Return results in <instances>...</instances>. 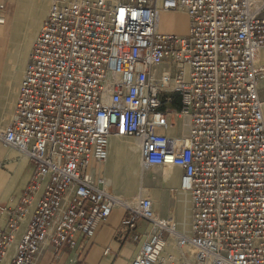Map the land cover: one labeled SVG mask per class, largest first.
<instances>
[{
    "label": "built area",
    "instance_id": "obj_1",
    "mask_svg": "<svg viewBox=\"0 0 264 264\" xmlns=\"http://www.w3.org/2000/svg\"><path fill=\"white\" fill-rule=\"evenodd\" d=\"M5 11L0 0V26ZM175 11L187 15L185 35L159 29ZM260 50L264 0H52L0 128V144L33 164L7 211L0 262L29 212L9 264H36L44 243L80 255L121 202L95 165L111 137H131L141 167L180 169L191 219L180 231L139 191L121 223L148 226L130 264H264ZM176 99L184 137L169 135L176 125L165 102Z\"/></svg>",
    "mask_w": 264,
    "mask_h": 264
},
{
    "label": "crops",
    "instance_id": "obj_2",
    "mask_svg": "<svg viewBox=\"0 0 264 264\" xmlns=\"http://www.w3.org/2000/svg\"><path fill=\"white\" fill-rule=\"evenodd\" d=\"M179 17L182 19L183 24L180 28L178 27V33L180 35H185L188 30V18L186 13L183 11L162 14L160 17V23L162 24V19H175ZM18 35L19 33L12 32L10 48L8 49L11 57L14 58L21 56V54H16V52H21L19 49V44L16 43ZM27 51L28 49L23 50V52ZM4 67L6 68H3L2 71L0 70V96L2 95V98L5 100L7 89L10 83V70L8 69H10L11 66ZM1 72L2 76L4 75V80L2 81ZM15 88L16 89L11 92V99L13 102L16 98L18 86ZM10 121L11 118L9 122ZM186 128L188 129V120H186ZM169 135L179 136L180 134L170 132ZM186 135L187 130L185 135L181 134L180 136L184 137ZM111 138L112 140L108 147V161L115 160L113 155L115 152L117 154L120 153L118 141L113 139L115 137ZM134 169L135 167H133L131 170L132 176L135 175ZM140 169L142 170V168ZM176 172V178L178 181L175 184V188L177 189L176 186L179 183L181 171L178 170ZM32 174L33 164L26 155L20 153L16 149L4 147L2 144H0V232L6 225L8 217L7 211L17 206L20 195L30 182ZM115 180L116 178L113 177L112 183H114ZM160 181L165 185L171 184L170 186L168 185V188H172V183H167L162 178ZM183 193L184 192L178 190V198H176V202L177 200H183L185 197ZM37 197L38 194L35 196L34 200H36ZM163 198L166 199L167 202L170 201V196L168 193H164ZM124 216L125 212L123 208H114L107 222L98 227L95 236L84 242L82 253L80 255H76L74 252H72L67 245L61 247L59 250H55L47 243H44L41 251L38 254L36 264H130L136 255L142 240L144 239L145 232L148 231V226L146 222L139 221L136 230L125 229L121 224ZM30 217L31 213L29 212L21 221L0 264H9L10 260L13 258L17 244ZM137 236L138 238H136ZM106 248H109L108 253H105ZM71 259H74L75 262H71Z\"/></svg>",
    "mask_w": 264,
    "mask_h": 264
},
{
    "label": "rangeland",
    "instance_id": "obj_3",
    "mask_svg": "<svg viewBox=\"0 0 264 264\" xmlns=\"http://www.w3.org/2000/svg\"><path fill=\"white\" fill-rule=\"evenodd\" d=\"M17 2L18 0H4L5 8H6V11H5L6 20H5V24L0 26V70L2 71L3 68H6L4 66H11L10 69H8L10 70V76H9L10 83L7 89L5 100L4 98H2V95L0 96V128L8 125L9 120L12 117L15 100L14 102L12 101L11 92L16 89L15 88L16 86L19 85V82L23 76V71H24L26 61H27V56H28V53L31 47V43L33 39L36 37L39 27L41 26V24L46 18V15L51 6L52 0H48V2L46 3V6L44 7L45 9H44V14L42 16V20L39 23L38 27L36 28L34 27V29H36L34 31V34H32V36L30 35V39H29L30 46L28 48V51L24 52L20 57L14 58V57H11L10 52H8V49L10 48L12 32L16 31L17 33H19V36H21L23 39L26 36H28L30 31L33 29L32 22L27 21L31 13L30 12L31 6L29 4H32V2L28 3L27 5L28 10L26 9L27 11L25 10L24 11L25 13L22 12V14L16 16ZM18 23L19 24L21 23L20 24L21 26H19ZM182 24H183L182 19L180 17L175 18V19L174 18H171V19L168 18L165 20L162 19V24L160 23L159 29L163 33H166V34H179L178 27L180 28ZM18 27H19V30H18ZM2 80H4V75L2 76V72H1V81ZM1 85H2V82H1ZM168 96H170V93L166 92L164 94V98H167ZM262 97L264 98V82L262 83ZM178 105H179V101L177 99L172 104L165 102V108L171 113L172 120L174 124L176 125L175 132L173 133L185 135L186 130H187L186 118L184 116L177 115L176 109ZM119 138L122 141H128L130 142L131 145H134V141H135L134 138H131V137H119ZM121 154H117L115 152V154H113L114 159H115L114 161L107 160L104 163L95 165V168H94L95 174L106 177L108 180L111 192L123 194L125 199L131 200L130 204L132 205H134L133 199L135 198L137 193L141 191L145 196H147L148 198H150V200H152L153 212L156 216L163 218V219H170L175 222L177 228L180 231H187L189 229V223L191 219V215H190L191 214V202H190L189 195L186 193H183L185 196L183 200L182 199L180 201L177 200L176 202V198H178V190H179V183L176 186L178 190L175 188V184L178 181L177 178H172L171 180L172 188H168L171 184L165 185L161 183L160 181V175H161V171L163 167L162 168L161 167H150V168L141 167L140 162H139L138 152L132 155H128L127 158H125V160L122 159ZM126 163L130 164L132 168L135 167L137 169L138 165L140 166V168H142V172H143V180H142L143 184L142 185H143V189L145 188L146 190H142L140 188L138 175L131 176L132 168H130L131 170L127 172H123L124 176L122 172L120 173L117 172L116 174V170H115L116 166L118 165L120 168H123ZM176 169L180 171L179 168L176 167ZM128 172L129 174L127 175L128 176L127 177L126 174ZM121 176L127 177L126 179L130 181V183H126L124 180H122ZM113 177L116 178L114 183H112ZM122 183H125V184H122ZM126 185L127 187L131 186V190L129 193L125 192L127 188L125 187ZM164 193L169 194L170 196L169 202H167V200L163 198Z\"/></svg>",
    "mask_w": 264,
    "mask_h": 264
},
{
    "label": "bare ground",
    "instance_id": "obj_4",
    "mask_svg": "<svg viewBox=\"0 0 264 264\" xmlns=\"http://www.w3.org/2000/svg\"><path fill=\"white\" fill-rule=\"evenodd\" d=\"M30 2H32V4H29L31 7V9H30V17H28V19H27V21H29V22H32V24H33V29H34V27L36 28V27H38V25H39V23L41 22V20H42V16H43V14H44V7L46 6V3L48 2V0H18V2H17V4H16V16H18V15H20V14H22V12H24L26 9H27V5H28V3H30ZM15 8V7H14ZM12 10V9H11ZM14 10V9H13ZM28 10V9H27ZM26 10V11H27ZM46 11V10H45ZM25 13V12H24ZM8 14V13H7ZM28 14V13H27ZM19 22H20V20H19ZM23 23H24V21H23ZM22 23V24H23ZM19 24V23H18ZM17 24V25H18ZM21 24V23H20ZM19 24V26H21ZM40 28V27H39ZM31 30L30 31V33H29V35L28 36H26L25 38H23L22 39V37L21 36H17V37H19L18 39H17V42L16 43H18L19 44V49H20V51L21 52H16V54L17 55H22L24 52H23V50H26V49H28V47L30 46V42H29V39H30V35L32 36V34H34V31L36 30V29H34V30ZM18 30H19V27H18ZM16 32V31H15ZM38 33V32H37ZM260 52L262 53V54H264V50H260ZM171 132L173 133V132H175V127L171 130ZM111 139V138H110ZM113 139H115V140H117L118 141V143H119V151H120V153L119 154H121L122 155V159L123 160H125V158H127V156L128 155H132V154H134V153H137L138 152V142L135 140L134 141V145H131L130 144V142H128V141H122L120 138L118 139V137H115V138H113ZM112 140V139H111ZM111 140H110V142H109V144H108V147H109V145H110V143H111ZM138 155V154H137ZM130 168H132L131 167V165L130 164H125L124 165V167L123 168H120L118 165L116 166V174H117V172L118 173H120V172H122V174H123V172H127V171H129V170H131ZM162 168V167H161ZM133 169V168H132ZM118 170V171H117ZM176 171H178V169H176V167H174V166H168V167H164L163 169H162V171H161V175H160V177L163 179V180H165L167 183H171V180H172V178H176ZM134 173H135V175H138V180H139V186H140V188L142 189V190H146L145 188L143 189V183H142V180H143V172H142V170L140 169V167H139V165H138V168L136 169H134ZM129 174V172L126 174V176ZM123 176H124V174H123ZM130 176V175H129ZM131 176H132V174H131ZM128 177V176H127ZM127 177H122L121 176V178H122V180H124L126 183H130V181H128L126 178ZM131 178V177H130ZM160 178V179H161ZM132 180V179H131ZM123 182V181H122ZM122 184H125V183H122ZM128 185V184H127ZM127 185L125 186V187H127ZM124 187V188H125ZM122 189V188H121ZM130 190H131V186H129V187H127L126 188V193L128 192H130ZM121 202H120V204H118V206L120 207V208H124L125 207V205H130V206H134V205H132V204H130V201L131 200H127V199H125V197H124V195L123 194H119V193H115V192H112Z\"/></svg>",
    "mask_w": 264,
    "mask_h": 264
}]
</instances>
